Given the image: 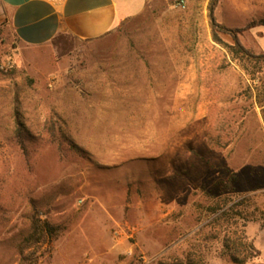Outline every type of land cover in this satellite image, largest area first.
<instances>
[{
  "label": "rangeland",
  "instance_id": "obj_1",
  "mask_svg": "<svg viewBox=\"0 0 264 264\" xmlns=\"http://www.w3.org/2000/svg\"><path fill=\"white\" fill-rule=\"evenodd\" d=\"M178 3L42 47L0 5V264H264L263 63L213 40L211 0ZM215 13L244 28L264 0ZM241 40L262 53L264 25ZM35 214L59 232L23 259Z\"/></svg>",
  "mask_w": 264,
  "mask_h": 264
},
{
  "label": "crops",
  "instance_id": "obj_2",
  "mask_svg": "<svg viewBox=\"0 0 264 264\" xmlns=\"http://www.w3.org/2000/svg\"><path fill=\"white\" fill-rule=\"evenodd\" d=\"M150 0H0L20 44L42 47L66 37L96 40L144 13Z\"/></svg>",
  "mask_w": 264,
  "mask_h": 264
},
{
  "label": "trees",
  "instance_id": "obj_3",
  "mask_svg": "<svg viewBox=\"0 0 264 264\" xmlns=\"http://www.w3.org/2000/svg\"><path fill=\"white\" fill-rule=\"evenodd\" d=\"M221 0H211L210 3V19H211V29L213 40L222 45L225 48L233 49L236 53H244L248 57L255 59L258 63H263L264 67V51L260 54L255 53L252 49L248 48L241 40V35L248 31L249 29L264 25V20L252 21L244 28H230L227 25L219 22L216 18V8ZM229 34L234 39V44L226 41L222 34ZM16 127H17V137L18 141L25 146L24 136L26 135V126L19 115L16 116ZM73 148L80 150V148L71 142ZM59 232V227L53 225L47 219H42L38 214L32 216V225L29 235L25 238V244L23 245L21 251L23 254V259L27 258L26 250L32 246L43 245L49 243L50 237L57 235ZM35 253L36 252H32ZM25 254V255H24ZM174 264H186L185 261L179 260Z\"/></svg>",
  "mask_w": 264,
  "mask_h": 264
},
{
  "label": "built area",
  "instance_id": "obj_4",
  "mask_svg": "<svg viewBox=\"0 0 264 264\" xmlns=\"http://www.w3.org/2000/svg\"><path fill=\"white\" fill-rule=\"evenodd\" d=\"M181 7L185 8L187 6V0H179L178 3Z\"/></svg>",
  "mask_w": 264,
  "mask_h": 264
}]
</instances>
